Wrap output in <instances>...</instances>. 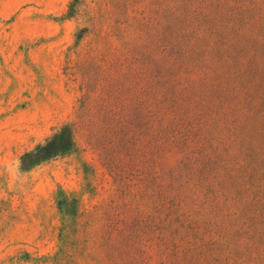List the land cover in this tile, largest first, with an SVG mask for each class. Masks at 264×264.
<instances>
[{
	"label": "rangeland",
	"instance_id": "374dc122",
	"mask_svg": "<svg viewBox=\"0 0 264 264\" xmlns=\"http://www.w3.org/2000/svg\"><path fill=\"white\" fill-rule=\"evenodd\" d=\"M0 264H264V0H0Z\"/></svg>",
	"mask_w": 264,
	"mask_h": 264
},
{
	"label": "trees",
	"instance_id": "16d2710c",
	"mask_svg": "<svg viewBox=\"0 0 264 264\" xmlns=\"http://www.w3.org/2000/svg\"><path fill=\"white\" fill-rule=\"evenodd\" d=\"M73 137L68 124L61 125L56 131L38 142L30 150L19 157V166L22 170L30 169L38 163L57 155L66 154L73 147Z\"/></svg>",
	"mask_w": 264,
	"mask_h": 264
}]
</instances>
